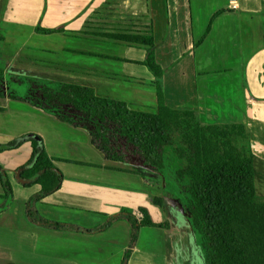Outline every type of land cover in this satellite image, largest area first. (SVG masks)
<instances>
[{
	"label": "crops",
	"instance_id": "obj_1",
	"mask_svg": "<svg viewBox=\"0 0 264 264\" xmlns=\"http://www.w3.org/2000/svg\"><path fill=\"white\" fill-rule=\"evenodd\" d=\"M111 17L136 26L116 30ZM141 32L154 38L166 106L247 127L264 196V0H0V145L25 138L0 152V262L207 264L175 173L108 161L87 131L12 99L25 97L22 82L34 78L91 87L133 109L157 108L156 79L141 65L146 48L101 37ZM37 137L62 177L48 195L22 177ZM140 209L170 228L134 234L126 216Z\"/></svg>",
	"mask_w": 264,
	"mask_h": 264
},
{
	"label": "trees",
	"instance_id": "obj_2",
	"mask_svg": "<svg viewBox=\"0 0 264 264\" xmlns=\"http://www.w3.org/2000/svg\"><path fill=\"white\" fill-rule=\"evenodd\" d=\"M37 31L53 33L40 28ZM101 37L146 48L147 58L141 65L156 79L157 108L133 109L126 102L99 96L91 87L34 78L22 82V86L31 88V95H15L12 99L87 131L92 145L113 163H128L123 142L144 167L162 173L167 169L166 149L179 138L175 153L186 165L174 172L175 189L207 264H264V196L256 190L254 153L247 127L238 123L205 125L195 111L166 106L164 70L156 62L152 35L141 32ZM24 139L0 145V152L17 149ZM30 141L32 166L22 177L31 180L30 185H40L43 194L48 195L59 189L62 177L39 144L41 139ZM128 172L137 173L132 169ZM6 188L11 191L9 182ZM155 202L162 205L161 199ZM139 211L141 219L132 212L126 216L134 234L142 228H170L169 223H154L147 210Z\"/></svg>",
	"mask_w": 264,
	"mask_h": 264
},
{
	"label": "rangeland",
	"instance_id": "obj_3",
	"mask_svg": "<svg viewBox=\"0 0 264 264\" xmlns=\"http://www.w3.org/2000/svg\"><path fill=\"white\" fill-rule=\"evenodd\" d=\"M111 16H118V15H115L114 13H109ZM110 20H112L113 22L111 23H107L108 25H112V26H115L116 30H130L132 28H134L136 26L135 24V21H131V20H124V19H120V18H114V17H111ZM115 21V22H114ZM121 27V28H120ZM6 41H0V46H4ZM41 80V79H40ZM43 81V80H41ZM1 82V81H0ZM238 88V86H231L230 87V94L232 92H234L236 89ZM31 88H27V92H23L21 93V95L23 96H28L29 94L31 95L32 92L30 91ZM121 94H122V97L124 98H128L130 95L127 94V92H124V91H121ZM203 124L205 125H208L210 124V122L213 121V123L215 124H222L223 122H220L221 119H219L217 116H213L212 113H210L209 115H205L203 117V120H201ZM121 145L123 146L122 149L123 151L126 153V159H127V165L126 167L128 168H135V169H138L139 171H147L148 168L144 167V165L142 164V162L140 161V159L138 158V156H136L134 153L132 152H129V150L126 149L125 147V144L122 142ZM180 146V141H179V138L176 140L174 146L172 147H168L166 149V153H165V160H166V165H167V177L168 178H171V174H173L178 168L180 167H184L186 165V161L185 160H181L178 158V156L176 155L175 153V149ZM150 170V169H149ZM146 173V172H145ZM165 183V181H164ZM163 183H161L162 185ZM155 233V232H153ZM0 250H2L0 248ZM14 261L16 258H12ZM13 260H10L13 262ZM6 261H2L0 262V264H4Z\"/></svg>",
	"mask_w": 264,
	"mask_h": 264
},
{
	"label": "built area",
	"instance_id": "obj_4",
	"mask_svg": "<svg viewBox=\"0 0 264 264\" xmlns=\"http://www.w3.org/2000/svg\"><path fill=\"white\" fill-rule=\"evenodd\" d=\"M135 216H136L138 219H141V218H142V214H141L140 212L135 213Z\"/></svg>",
	"mask_w": 264,
	"mask_h": 264
},
{
	"label": "water",
	"instance_id": "obj_5",
	"mask_svg": "<svg viewBox=\"0 0 264 264\" xmlns=\"http://www.w3.org/2000/svg\"><path fill=\"white\" fill-rule=\"evenodd\" d=\"M36 140H38V138H36ZM39 144L41 145V144H42V142H41V141H39ZM22 171H24V169H23V170H21V172H22Z\"/></svg>",
	"mask_w": 264,
	"mask_h": 264
}]
</instances>
